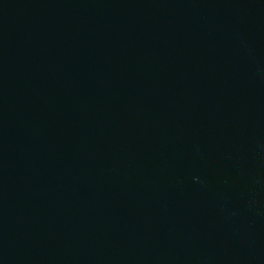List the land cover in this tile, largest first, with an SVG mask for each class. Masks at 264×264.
I'll return each instance as SVG.
<instances>
[{"label":"water","instance_id":"obj_1","mask_svg":"<svg viewBox=\"0 0 264 264\" xmlns=\"http://www.w3.org/2000/svg\"><path fill=\"white\" fill-rule=\"evenodd\" d=\"M0 264H264V0H0Z\"/></svg>","mask_w":264,"mask_h":264}]
</instances>
